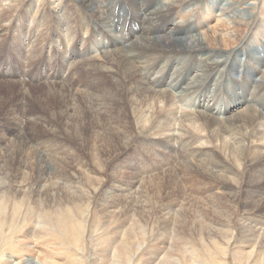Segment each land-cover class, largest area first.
<instances>
[{
  "label": "bare ground",
  "instance_id": "obj_1",
  "mask_svg": "<svg viewBox=\"0 0 264 264\" xmlns=\"http://www.w3.org/2000/svg\"><path fill=\"white\" fill-rule=\"evenodd\" d=\"M26 1L0 0V30L6 28L0 31V68H6V81L20 82L0 110V204L7 196L18 207L16 195L28 190L29 205L40 214L81 199L87 211L96 204L108 217L137 215L131 225L138 230L129 235L141 240L131 245L124 239L111 251L115 264H136L140 255L141 264H264V25L256 20V5L46 0L40 9L28 4L19 15ZM72 6L82 11L79 17L69 13ZM258 14L264 18V7ZM81 20L87 36L106 39L96 47L100 61L75 39ZM55 36L58 45L51 43ZM58 54L67 58L51 61ZM44 69L59 70V79H44ZM71 73L83 76L78 88L70 85ZM227 79L229 100L218 111L223 120L204 106L205 99L177 120L178 102L188 108L187 97L171 89L211 95L217 103ZM13 107L16 116L5 115ZM22 120L27 132L16 128ZM176 129L179 138L173 137ZM241 129L246 145L228 144L226 135ZM41 140L44 145H28ZM153 213L168 231L152 233L141 225L143 214ZM29 231L25 240L19 237L18 249H30ZM91 242L92 264H99L97 251L110 242ZM33 256L9 253L3 262L55 264L45 255Z\"/></svg>",
  "mask_w": 264,
  "mask_h": 264
},
{
  "label": "rangeland",
  "instance_id": "obj_2",
  "mask_svg": "<svg viewBox=\"0 0 264 264\" xmlns=\"http://www.w3.org/2000/svg\"><path fill=\"white\" fill-rule=\"evenodd\" d=\"M29 1L30 0H27L23 4L22 9L18 8L19 15H25L24 7H26L28 4H29V7H31V8H36V9L39 8L40 9V7H39L40 4L42 2H46V0H35L36 2H34V3L29 2ZM2 3H1L2 5L10 4L8 2L7 3L2 2ZM252 3H254L257 7L256 20H258V21L262 20L260 22L262 25H264V18L258 14L259 9L264 7V0H249V4H252ZM70 12L74 13L75 18L79 17L78 15L82 13V11L76 12L74 6L70 7L69 13ZM18 13H16L13 16L15 19H13L12 23H14V21L16 20V15ZM123 16H124V14H121V17H123ZM127 18H128V15H127ZM81 21H82L83 27H82V30L78 31V35H76L77 37L75 39L78 42V44L81 45V48H86L85 51H87L88 54L91 52V54H90L91 57L100 61L101 60L100 51L97 50L96 47L101 42H103V41L106 42V39L103 38L104 39L103 40L99 34H97V35L95 34L93 36H90V35L87 36L88 28L86 26H84L85 21H83V20H81ZM196 21L198 22V20H196ZM133 22L136 24L135 20H133ZM17 23H18V20H17ZM3 29L6 30V28H2L0 31L3 32ZM10 30H8L7 32L9 33ZM53 30H54V27H52L50 32H53ZM66 35H68V33ZM102 35H103V33H102ZM55 37L56 38H53V41H51V43L53 42V43L58 45V42L60 41L59 40L60 37H57V36H55ZM86 40H87V42H86ZM85 44H88V45H85ZM6 48L8 50L9 46H6ZM44 48H45V46H44ZM90 49H92V50L89 51ZM261 56H263V54H261ZM50 57H51V61H52V58L55 57L54 60L59 61L60 63L63 62V59L67 58V56H65V58L60 59L59 54L56 56H50ZM62 67H65V66L63 65ZM74 67L76 69L80 70L81 73L84 72L83 69L79 65L76 64V65H74ZM4 68H2V67L0 68V103L4 101L3 105L0 107V110H2V107L5 105V102L8 99L6 96L10 93V91L15 92L17 84L20 83V82L16 83V81L14 79L6 81L5 80L6 77L4 74V73H6V68L5 69ZM58 71L59 70H57V69H52V70L44 69L42 74L44 76V79L45 78L50 79L52 77L59 79V76L56 75L58 73ZM19 72H21V71H19ZM74 74L71 73L68 80L71 82L70 85L75 86V88H78L77 83H79V80L81 78H83V76H81V77L74 76ZM165 74L166 73L164 72L163 75H165ZM158 75L159 74L151 75L149 77V79H153V78L157 77ZM231 77L234 79L238 78L237 76H234V75ZM73 80H75V82ZM53 82H58V81H48L45 83H51L52 84ZM239 82H235L233 85V92L234 93L236 92L235 89H236V87H238L237 85ZM45 83H44V85H45ZM58 83L60 84V83H64V82H58ZM86 83H88L87 80H85L84 84H86ZM28 85L29 86L30 85L35 86V87H42V86H39V84L32 83V82L28 83ZM222 85H223V89H219V91H218L219 92V98L217 99V103L215 102L216 97H213L211 95H210V97L204 98L203 93L195 92L194 94H192L190 96H185V93H182V92L179 93V91L176 90V88L171 89L172 92L176 96H180L182 94V95H184V97H187L186 102H184V99H181L182 100L181 102H184L188 106V108L184 104H181L178 102L179 111H178V114L176 115L177 120L180 121L182 110L187 109V110H191V112H193V110H195V108H193V106L195 107V105H197L198 102L201 103V101L204 99L206 100V102L203 103L204 106L214 108V112L217 113L216 114L217 118L219 120H223L225 118L224 115L223 114L218 115V111L221 109V113H222V111L225 108V104L229 100L228 98H225L226 94H227L226 90H228L230 87L229 80L227 79V81H225V83H222ZM252 89L254 90V85L252 86ZM37 92H39L38 89L35 88V90H34V88H33L31 93L35 95ZM13 96H15V95H13ZM25 97H26L25 94L22 95V97H21L22 100H24L23 103L26 101ZM193 99H194V101H193ZM18 100H19V98L12 99V101H14V105H15V102ZM175 101L177 102L178 99H176ZM30 105L33 107H36L33 101L30 103ZM9 106H13V105L10 104ZM257 109H258V106H257ZM9 110H10V112L5 111V115H10L11 118H14L16 116V113H15L16 109L14 110V107H13V108H9ZM23 110H24V108H22L21 112ZM23 112H25V110ZM27 127H28V125H27L25 120H22V125H19V123L16 125V128L19 130V132H27L29 130V128H27ZM242 129L245 130L243 134H246L247 133L246 129L245 128H242ZM242 129H241V132H237V134L233 133V134L226 135V138H227L226 140L228 141V144H230V142H231V144L232 143H238L239 145H241V144L246 145L245 139L242 136H240L242 131H243ZM180 134H181V132L179 130H177L176 132H173V137L179 138ZM198 134H197L199 136L198 141L200 143L202 141L204 142V138H205L204 135L202 133H198ZM231 135H233V136H231ZM262 142H264V140ZM200 143H198L199 146H201ZM37 144L44 145V142H42V140H41L39 143L31 142L28 145L31 147V146H35ZM238 144H235V145L239 146ZM3 181L8 183L9 178H8V180L6 178H3ZM19 181H21V180L17 179V183ZM74 190H77V189H74ZM26 191L27 192L23 193V195L22 194L16 195V198H17L16 202L17 203L20 202L19 203L20 205L18 204V207L15 205L13 206L14 203H12V200H10L7 196L4 197L2 204H0V264H3V263L5 264V262H3V260H4L5 256L9 253L14 254L16 257H18V259H20L21 256H25V255H28V256L34 255L33 257L37 256V258L39 259V257L42 254V255H45V257H48L49 259H51L53 262H55V264H92V261H91L92 260V253H91L92 250H91L90 242L94 238H95V241L93 240L92 241L93 243L94 242L98 243L99 241H101V242H104L105 245H107L108 242H110V244L111 243L113 244V248L109 247L110 244H108V246H107L108 248L106 247L102 251L100 250L99 251L100 253H98V251H97V256H96V257L100 258L99 260L103 264H113L114 258L113 259L111 258L113 255V253L111 251H113L114 249L115 250L119 249L120 245L123 246L124 244H127V242L128 243L130 242L131 245H134L135 242L141 240L140 235H139V239H136V237H134V239H133V236H130L133 233H135V230H138L137 227H134L133 225H131V224H133L132 219L138 220L137 215L109 216L108 217L104 213L100 212L101 206H97L96 204L91 206L90 210L87 211V205L85 204V202L83 203V201L81 199L78 200V203L63 205V207L60 209L48 207L47 210L44 209L42 211V213L40 214V212L36 208V206L29 205V204H31L32 198L28 197V196L31 197V194L28 190H26ZM70 194L75 196L74 193H70ZM10 198H11V196H10ZM80 200H81V202H80ZM42 216L45 217L46 219L44 220V218ZM141 216H142V214L140 215V217ZM156 216H157L156 213H153V216L150 214H147V215L143 214V216H142L143 218L141 217V220H140V223H142L141 225H143L144 228H146V229L148 228V230H150L152 233H155L157 231H160V232H164L165 230L168 231L169 228H167V227L165 228V226L161 224V221L158 222L160 225L155 222ZM80 225H82V226H80ZM39 227H40V232H38ZM82 227H85L83 230L85 233H83V231H80ZM31 228H32V231L33 230L34 231L28 232L29 233L28 237L30 240L26 239V243L29 244V248L31 250L30 249H28V250L24 249L23 250L22 248L18 249L16 246L19 245V244H17V242H19V237L24 239V237H25L24 235L27 234L26 233L27 230L31 229ZM131 228H133V229H131ZM161 228H162V230H161ZM124 239H125L126 243L123 244L121 242ZM92 242H91V244H93ZM192 245H194V244H192ZM14 247H16V248L14 249ZM194 247L196 248L195 245H194ZM16 249H17V251H15ZM130 250H133V249H130ZM19 251H21V252H19ZM199 255H201V257H198L199 260H201V262L202 261L204 262V258L202 257V253H198V256ZM137 259H138V262L136 264H141V262H139V261H140V259H142V256L141 255L138 256ZM117 260L121 261L118 258H117ZM101 263H99V264H101Z\"/></svg>",
  "mask_w": 264,
  "mask_h": 264
}]
</instances>
